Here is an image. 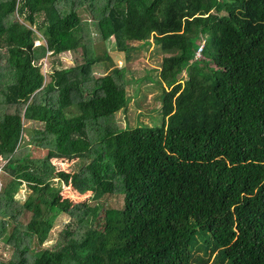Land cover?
Here are the masks:
<instances>
[{
  "label": "trees",
  "instance_id": "16d2710c",
  "mask_svg": "<svg viewBox=\"0 0 264 264\" xmlns=\"http://www.w3.org/2000/svg\"><path fill=\"white\" fill-rule=\"evenodd\" d=\"M110 39L163 53L160 126H115L129 68L92 70ZM0 163V264H264V0H0ZM60 215L76 227L42 248Z\"/></svg>",
  "mask_w": 264,
  "mask_h": 264
},
{
  "label": "rangeland",
  "instance_id": "374dc122",
  "mask_svg": "<svg viewBox=\"0 0 264 264\" xmlns=\"http://www.w3.org/2000/svg\"><path fill=\"white\" fill-rule=\"evenodd\" d=\"M91 24V23H90ZM91 37L94 42L100 41V38L95 31L94 25L90 26ZM38 36H43L39 30H37ZM42 43L43 40H39ZM36 42V44L38 43ZM204 42V40H203ZM108 50V58L101 59L98 67H93L92 70L96 75H107L114 70L120 68H129V72L126 76L127 85L125 86V94L127 97V105L124 110L118 111L115 114V126L118 129H132L135 127H158L162 122V116L160 114V105L162 100V88L160 82L157 80L161 63L164 58L163 53L156 47L152 40L150 44L140 49H135L134 52L129 54V60L124 58L122 53L116 52L113 48V40L110 39L106 44ZM56 65L60 62L64 68L72 67L75 64L82 62L80 52L65 53L54 58L50 61V58L44 59L41 67V72L44 75V83L49 80V74L51 72L50 64ZM188 72V71H187ZM182 81L185 80V74L181 77ZM33 125L26 124L23 128L21 140L19 146H26L29 141L31 130ZM33 157H42L46 151L34 146H29ZM54 168L57 171L67 172H79L83 167L82 161H54L52 162ZM1 165V163H0ZM3 179V178H2ZM0 177V188H1ZM65 190L68 189L65 187ZM29 191L25 187L16 194V201L21 203L26 199ZM96 205H101L105 208L119 207L120 198L117 196H107L99 199L95 202ZM21 223H26L29 220V214H22L19 217ZM71 226V230L76 227L73 219L67 215H60L56 219L54 226L51 230L48 240L43 244L42 248L53 249L59 240V234L67 227ZM11 255V249L8 246L2 245L0 242V262L5 263Z\"/></svg>",
  "mask_w": 264,
  "mask_h": 264
},
{
  "label": "built area",
  "instance_id": "2783aa9c",
  "mask_svg": "<svg viewBox=\"0 0 264 264\" xmlns=\"http://www.w3.org/2000/svg\"><path fill=\"white\" fill-rule=\"evenodd\" d=\"M36 42H38V41H36ZM37 44H39V42ZM203 44H204V42L202 41L200 47L197 49V52L195 53V60H199L201 53H202Z\"/></svg>",
  "mask_w": 264,
  "mask_h": 264
}]
</instances>
